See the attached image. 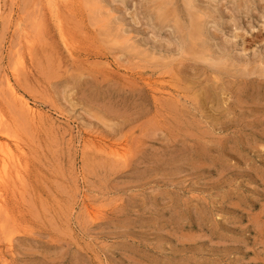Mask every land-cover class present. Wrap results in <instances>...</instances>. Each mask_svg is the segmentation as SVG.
Masks as SVG:
<instances>
[{"label":"rangeland","instance_id":"1","mask_svg":"<svg viewBox=\"0 0 264 264\" xmlns=\"http://www.w3.org/2000/svg\"><path fill=\"white\" fill-rule=\"evenodd\" d=\"M6 155L0 264H264V0H0Z\"/></svg>","mask_w":264,"mask_h":264},{"label":"bare ground","instance_id":"2","mask_svg":"<svg viewBox=\"0 0 264 264\" xmlns=\"http://www.w3.org/2000/svg\"><path fill=\"white\" fill-rule=\"evenodd\" d=\"M48 3H49V2H48ZM47 6H48V5H47ZM53 6H54V5H53ZM48 7H50V6H48ZM50 9H51V8H50ZM55 9H56V8H55ZM57 9H58V8H57ZM55 20H56V19H55ZM55 22H56V21H55ZM59 29H60V28H59ZM59 33H60V32H59ZM7 83H8L9 86H11V85H10L11 83H9V81H7ZM11 88H12V86H11ZM10 90H11L12 94H13L14 96H16V92H15L13 89H10ZM18 97H19V96H18ZM23 98H24V97H23ZM20 101H21V103L23 104V107H25L26 109L32 111V108H31V106L29 105L30 103L28 104V102L24 101V99H23V100L20 99ZM36 109H37V108H36ZM1 119H2V118H1ZM116 153H117V152H116ZM5 154H10V153L5 152L4 155H5ZM12 155H13V154H12ZM12 155H11V156H10V155H9V156L6 155L5 158H2V159H1V157H0V159H1V162H0V169H1V172H0V173H2V174H1V177H2V179L4 178V180H5V177H3V176L6 175V172H7V169H8V166H6V165H7V162H6V161H7V159H8V160L13 159V158H12V157H13ZM115 155H116V154H115ZM118 156H119V155H118ZM17 158H18V157H17ZM13 160H14L15 162L12 161V163H17V162H19L18 159H13ZM14 165H16V164H14ZM18 165H19V163H18ZM16 166H17V165H16ZM11 167H12V166H11ZM17 167H18V166H17ZM18 168H19V167H18ZM9 169H10V167H9ZM15 169H16V168H15ZM15 169H14V171H15ZM10 170H11V169H10ZM12 171H13V170H12ZM8 172H9V171H8ZM8 174H9V173H8ZM8 174H7V175H8ZM17 175L19 176V174H17ZM9 176H10V175H9ZM1 177H0V178H1ZM16 177H17V176H16ZM7 179H10V177H6V180H7ZM0 180H1V179H0ZM11 180H12V178H11ZM2 181H3V180H2ZM5 182H6V181H5ZM2 183H4V181H3ZM1 198H2V197H1V194H0V202H1ZM2 199H3V198H2ZM0 208H1V206H0Z\"/></svg>","mask_w":264,"mask_h":264}]
</instances>
